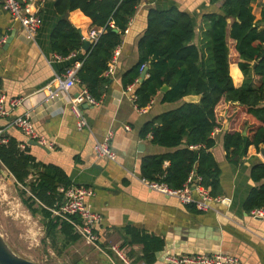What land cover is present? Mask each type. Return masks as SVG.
Wrapping results in <instances>:
<instances>
[{"label":"crops","instance_id":"1","mask_svg":"<svg viewBox=\"0 0 264 264\" xmlns=\"http://www.w3.org/2000/svg\"><path fill=\"white\" fill-rule=\"evenodd\" d=\"M4 1L0 0V79L3 82L0 94L6 96L5 107L11 113L0 117L1 139L7 141L5 135H9L22 141L23 147L24 143H29L30 139L12 123L17 117L30 113L36 133L45 141V145L38 140H35L38 145L29 143L31 152L38 161L61 166L73 184L93 187L95 195L88 202L102 215L98 228L100 246L80 237L60 255L53 250V261L56 264H142L143 245L125 242L126 227H134L165 240L164 248L156 252L155 264H165L170 256L194 253H222L238 257L240 264H264V218L253 217L244 209L254 185L249 176L250 165L257 158L264 159L257 148L251 146L244 164L235 166L228 162L223 146L226 131L241 130L240 118H231L225 111L224 120L219 121L221 126L213 133L217 144L212 152L222 169L225 195L216 199L209 211H199L178 197L152 189L140 174L142 158L171 150L153 144L149 135L144 137V125L179 103L162 102L161 93L141 110L133 98L134 86L130 90L122 84L123 73L138 60V41L148 26L149 8L177 5L189 11L197 23L195 43L201 45L207 30L205 15L219 12L222 1L142 0L129 33L124 36L116 73L111 77L107 92L99 105H81L88 122L85 129L77 127L69 101V95L76 96L82 87L77 84L67 93L61 88V81L68 68L81 63L80 57L86 50L82 48L65 58L52 52L50 35L61 19L54 8L55 0H45L42 4L40 13L44 22L32 37L4 9ZM252 7L256 20L260 21L264 0H256ZM69 19L86 38L95 28L92 20L79 9L70 12ZM260 27H264V22ZM229 48L230 74L234 85L240 87L244 74L233 39H229ZM234 69L238 70L236 77ZM14 99H19L21 104L12 107ZM222 102L223 105L233 104ZM217 116L219 118L218 113ZM245 117L243 111V121ZM108 132L113 134L112 147L117 161L98 157L94 152L95 145L103 141ZM168 164L165 162V166ZM7 173L18 187L9 170ZM115 246L123 249L129 263L112 249Z\"/></svg>","mask_w":264,"mask_h":264},{"label":"trees","instance_id":"2","mask_svg":"<svg viewBox=\"0 0 264 264\" xmlns=\"http://www.w3.org/2000/svg\"><path fill=\"white\" fill-rule=\"evenodd\" d=\"M220 1L219 12L205 15L207 30L201 45L195 43L197 23L189 11L177 5L149 8L148 26L138 41V60L122 75L125 89L134 86L138 108L147 107L161 93L162 102L179 103L144 125V137L151 135L153 144L171 150L142 158L141 177L181 189L194 173L215 198L225 195L222 169L212 152L217 144L213 133L221 126L217 106L226 101L240 105L246 112L241 130L224 133L228 162L242 166L251 146L258 152L264 146V27H260L264 7L262 19L257 21L252 7L256 0H211ZM141 2L54 1L55 11L61 16L50 35L54 54L65 58L83 48V35L69 19L70 12L81 10L92 20L93 27L102 29L98 41L80 57L81 66L77 70L80 87L97 100L103 98L111 84V77L105 72ZM229 39L235 41L238 64L244 74L240 87L234 85L230 74ZM143 65L148 72L139 82ZM237 75L238 70L234 69L233 76ZM164 85L169 87L165 92ZM2 87L0 79V92ZM189 95L200 99L185 100ZM5 137L7 141L0 144V164L15 178L23 205L33 216L42 218L45 239L60 255L81 237L73 223L54 214L65 202L61 189L69 188L73 182L61 166L38 161L28 142L23 147L16 137ZM165 162L169 164L165 166ZM249 176L254 185L244 202L247 213L264 206L263 160L257 158L251 163ZM71 218L80 222L77 216ZM124 235L126 243L143 245L140 260L145 264L156 263V252L164 248V239L134 227H126Z\"/></svg>","mask_w":264,"mask_h":264},{"label":"built area","instance_id":"3","mask_svg":"<svg viewBox=\"0 0 264 264\" xmlns=\"http://www.w3.org/2000/svg\"><path fill=\"white\" fill-rule=\"evenodd\" d=\"M44 1L45 0H5L4 9L11 14L15 21L19 22V25H21L27 35L32 37L38 33L43 25L44 19L40 10ZM131 22L132 19L125 30V35L129 33ZM101 32L102 29L93 28L90 30L88 37L86 38L83 36V39L91 40L92 44H94L98 41ZM120 55L121 45L114 51L113 58L109 62L108 69L105 72L106 76L113 77L115 75ZM80 66L81 63H77L75 66L65 71V79L61 81V88L67 93L72 87L80 83L77 77V70ZM145 67L146 65H143L142 70ZM128 88L131 90L133 85ZM133 98L135 100V96H133ZM69 101L72 106V111L77 118V127L79 129H85L88 126V122L81 110V105L83 103H89L97 106L100 104V100H97L86 88H83L76 96L69 95ZM5 102L6 96L0 94V117L9 116L11 113V110L5 107ZM20 104L21 101L19 99H14L12 101V107H17ZM145 108L146 107L139 109L145 110ZM12 124L20 129L27 136V139L38 140L41 144L45 145V141L40 139L35 131L30 113L17 117ZM127 129H129V127H127ZM1 133L2 131L0 130V135ZM112 137L113 134L108 132L106 138L95 145L94 152L98 157L117 161V155L112 147ZM149 137L151 138L152 136L149 135ZM1 138L0 136V144L6 142V139ZM145 181L152 189L169 196L178 197L184 204L194 205L199 211H209L213 207L212 203L216 199H219L213 197L210 190L199 183L200 179H196L194 173L190 175L188 182L181 189H173L164 183L156 181H149L146 179ZM61 191L65 193V202L59 209L54 210V214L61 217V219L73 223L75 231L83 237L87 243L97 247L100 246L98 228L102 222V215L93 210L88 202L89 198L95 195L94 188L84 184H73L65 190L62 188ZM251 215L257 218H264V206L252 210ZM73 216L79 217L80 222L72 220L71 217ZM112 249L126 262H130L124 254L123 249H119L117 246L112 247ZM165 264H240V260L238 257L224 255L222 253H194L181 256H170Z\"/></svg>","mask_w":264,"mask_h":264},{"label":"rangeland","instance_id":"4","mask_svg":"<svg viewBox=\"0 0 264 264\" xmlns=\"http://www.w3.org/2000/svg\"><path fill=\"white\" fill-rule=\"evenodd\" d=\"M219 104V121L225 118V111L231 118H240L243 125V109L238 104ZM228 104V103H227ZM0 231L10 247L19 255L39 264H56L53 249L45 239L44 225L40 216H33L23 205L18 188L10 179L6 168L0 164ZM54 262V263H53Z\"/></svg>","mask_w":264,"mask_h":264},{"label":"water","instance_id":"5","mask_svg":"<svg viewBox=\"0 0 264 264\" xmlns=\"http://www.w3.org/2000/svg\"><path fill=\"white\" fill-rule=\"evenodd\" d=\"M115 31H118V30L115 29ZM91 44H92L91 40H84L83 49L88 51L90 49ZM147 72H148V67H145L140 74L139 82H142L145 79ZM168 89L169 87L166 85L162 87L163 92L167 91ZM185 99L187 101H198L200 97L197 95H189V96H186ZM29 143L36 144V145L39 144L37 141L32 140V139H30ZM259 153L264 159V146L260 147ZM0 264H39V263L17 254L10 247L7 240L4 238L3 234L0 231Z\"/></svg>","mask_w":264,"mask_h":264}]
</instances>
